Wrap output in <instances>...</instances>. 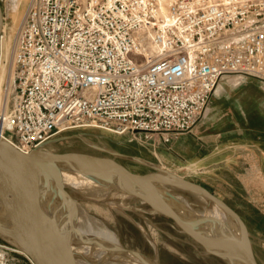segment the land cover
I'll use <instances>...</instances> for the list:
<instances>
[{"label":"built area","instance_id":"built-area-1","mask_svg":"<svg viewBox=\"0 0 264 264\" xmlns=\"http://www.w3.org/2000/svg\"><path fill=\"white\" fill-rule=\"evenodd\" d=\"M5 40L0 138L23 154L86 129L171 145L225 79L264 91V0H28Z\"/></svg>","mask_w":264,"mask_h":264},{"label":"rangeland","instance_id":"rangeland-1","mask_svg":"<svg viewBox=\"0 0 264 264\" xmlns=\"http://www.w3.org/2000/svg\"><path fill=\"white\" fill-rule=\"evenodd\" d=\"M0 3L4 16L1 33H5L7 40L19 26L28 0H21V15L16 24L12 14L17 0H0ZM227 82L225 79L220 83L216 95ZM230 83L241 86H236L238 84L234 81ZM213 106L209 105L205 118H211L213 113L219 115L218 118L209 122L202 118L194 127L203 125L206 138L195 136L176 147L161 145L153 148L129 137H114L90 129L67 132L47 146L54 153L113 158L137 174L161 171L204 187L242 219L258 264H264V141H261L264 140V125L244 122L234 110L238 119L227 121L224 108L228 106L218 103L217 109L209 114ZM239 110L244 113L241 107ZM249 125L254 126L253 129L248 128ZM193 130L185 135H193ZM208 157L201 161V158ZM71 175L75 176L76 172ZM67 189L76 207L67 203L66 206L76 222L100 237H112L137 264H227L208 254L171 220L153 212L136 198L129 196L113 200L100 186L93 190ZM170 191L198 215L210 210L208 203L197 194L178 188ZM0 241L9 242L1 236ZM17 258L18 264H31L23 255H17Z\"/></svg>","mask_w":264,"mask_h":264},{"label":"water","instance_id":"water-1","mask_svg":"<svg viewBox=\"0 0 264 264\" xmlns=\"http://www.w3.org/2000/svg\"><path fill=\"white\" fill-rule=\"evenodd\" d=\"M3 24L0 3V35ZM66 169L72 173L103 170L115 191L140 200L153 212L171 220L208 254L227 264H258L248 229L242 219L226 203L198 184L161 171L137 174L109 157L84 153H51L42 149L23 154L0 139L2 223L6 235L17 243V247L34 264H71L70 255L63 246L60 249L50 239L47 228L58 234V226L48 223L46 212L56 202L61 204V209H65L66 203L76 207L67 187L58 179L59 173ZM165 188L189 191L210 203H217L240 225L243 238L238 241L224 236L208 218L198 215L170 193L164 194Z\"/></svg>","mask_w":264,"mask_h":264},{"label":"bare ground","instance_id":"bare-ground-1","mask_svg":"<svg viewBox=\"0 0 264 264\" xmlns=\"http://www.w3.org/2000/svg\"><path fill=\"white\" fill-rule=\"evenodd\" d=\"M20 5L21 0H17V3L13 8L12 18L15 24L19 21V17L21 15ZM25 7L27 8V6ZM23 17L24 15L22 16V18ZM11 32L12 31L10 30V33ZM12 35L10 34L8 39L4 41V45L7 51L10 49ZM8 54L6 53V58ZM4 60L5 58L2 59L0 66V94L2 93V85L6 81V66ZM49 143H51V141ZM49 143L47 145H49ZM47 145L42 150L45 152L54 153L48 148ZM117 154L118 153H116V155ZM68 169H70V165H68ZM58 179L67 188L71 187L75 190L88 188L90 190H93L97 186L103 187L106 191H108L109 198L113 200H123L124 198L129 197L123 193L115 191L111 187L112 183L108 178H106L103 170H85L76 172V175L72 176L71 172L66 169L59 173ZM170 189L172 188H165V192L167 193H163L166 195H169L170 193L172 196L174 193L172 194ZM199 197L202 200L206 201L210 207V210H208L201 216L212 221L217 226V230L220 231L224 236L226 235L227 237H232L238 241L243 238V231L240 225L237 224L234 219H232L231 216L220 205L215 202L210 203L203 197ZM64 208L65 209H61V204L56 202L55 204L50 205L49 210L46 209V212L48 214V223H50L51 226L52 224L58 226V234L53 233V231L49 227L47 228V230L53 244L55 246H60V249H62L61 246H63V248L66 250V253L70 255L71 264H137L135 260H133L132 256L128 252H126V250L122 248L119 243H116V241L112 237H100L94 232L82 228L78 222H74V220L76 219L73 215L70 214L66 204ZM0 236L7 239L14 246H17V243L5 233L1 213Z\"/></svg>","mask_w":264,"mask_h":264},{"label":"crops","instance_id":"crops-1","mask_svg":"<svg viewBox=\"0 0 264 264\" xmlns=\"http://www.w3.org/2000/svg\"><path fill=\"white\" fill-rule=\"evenodd\" d=\"M230 82L231 81H228L227 84H224L222 86V91H219V93H217L218 95H216L215 93V95L213 96L210 105L215 106L210 109L211 111L209 114L213 113L214 110L217 109L216 106L218 105V103L222 102L224 105L228 106V108H224L227 121H234L235 119L239 118L240 120L247 123H258L259 126L260 123H262L264 125V91L260 88L258 82L251 79L244 85H241L239 87H235ZM239 107L243 109V114L240 113ZM233 110L238 115V118L234 116ZM218 116L219 115L213 113V115H211V118L205 119L207 122H209L211 120L217 119ZM253 127L254 126L251 125L248 126V128L250 129H253ZM192 134L193 135L191 136H181L170 146L176 147L181 144H186L192 139V137L194 138L195 136H197L199 139L206 138L207 136V134L205 133V127L203 125L194 128ZM262 144L264 145V142ZM206 159H209V157L201 158V161H204Z\"/></svg>","mask_w":264,"mask_h":264},{"label":"flooded vegetation","instance_id":"flooded-vegetation-1","mask_svg":"<svg viewBox=\"0 0 264 264\" xmlns=\"http://www.w3.org/2000/svg\"><path fill=\"white\" fill-rule=\"evenodd\" d=\"M113 155V154H112ZM115 157V156H114Z\"/></svg>","mask_w":264,"mask_h":264}]
</instances>
